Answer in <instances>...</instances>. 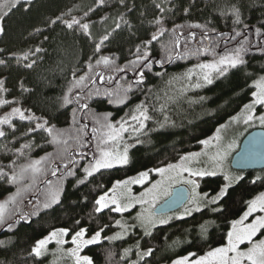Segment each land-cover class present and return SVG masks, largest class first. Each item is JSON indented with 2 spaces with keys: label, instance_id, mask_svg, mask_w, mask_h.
I'll list each match as a JSON object with an SVG mask.
<instances>
[{
  "label": "trees",
  "instance_id": "obj_1",
  "mask_svg": "<svg viewBox=\"0 0 264 264\" xmlns=\"http://www.w3.org/2000/svg\"><path fill=\"white\" fill-rule=\"evenodd\" d=\"M236 11L239 24L234 23ZM73 18L89 25L87 34L78 25L67 27L65 22ZM157 19L168 31L153 41V34L160 28L155 23ZM194 24L203 27H189ZM177 25L183 26L176 31V35L183 33L181 46L174 50V59L168 61L166 46L171 47V30ZM0 29V80L5 89L0 91V98L7 101L4 109L8 104L16 105L26 114L47 120V126L64 132L69 147H75L77 129L87 125L88 147L81 151L88 152L90 158L95 151L91 129L97 127V118L102 120L107 114L112 122L128 119V114L143 103L151 117L142 133L131 139L125 134V142L131 145L127 165L102 169L83 184L78 180L84 176L82 168L87 160L77 156L75 174L66 175L68 169L62 167L61 161V156L67 155L65 146L53 144L43 130L29 134L33 122L14 120L11 126L2 128L5 135L0 137V204H6V212L5 221L0 223V264H43L31 249L56 229H68L69 237L80 227L86 228L89 236L105 225L108 227L103 233L112 232L119 216L110 210L94 212L99 195L117 180L175 162L195 151L201 140L209 138L219 125L241 110L250 100L251 84L264 75V0H0ZM256 29L261 31L259 37ZM235 31L243 35L230 39ZM190 33H195V40ZM105 35L108 39L97 52L96 45ZM245 37L250 43L243 65L224 76L213 74V82L200 88L191 86L195 77L191 82L184 79L188 69L197 63L213 60L211 53L184 56L185 45L191 49L214 47L217 53H223L238 46ZM148 41L151 43L145 47ZM137 48L141 53L149 52L145 63L151 64L150 70L131 63L137 59ZM102 56L115 63L97 68L96 61ZM89 63L104 75V82L98 76L95 84L86 81L83 91L73 92L81 99L65 105L63 97L74 79L93 75L88 72ZM117 67L125 71H114ZM140 71L144 72L143 82L137 84ZM109 77H113L110 82ZM129 85L132 90L125 103L109 102L114 97L106 95L107 91ZM85 104L87 107H82ZM26 144L30 147H24ZM46 156L50 159L43 165L45 174L35 183L30 179L20 183L10 180L22 166ZM54 167H59L56 176L51 175ZM49 180L62 191L59 203L44 208ZM222 186L221 178H208L202 182L201 190L215 195ZM263 191L264 170L242 173V179L229 187L217 205L158 227L151 235L90 245L82 254L88 255L93 264H127L124 251L138 247L143 252L152 251L137 264H161L188 253L203 255L226 242L231 221L238 219L248 201ZM217 207L221 211L211 210ZM205 224L207 232L201 235V225Z\"/></svg>",
  "mask_w": 264,
  "mask_h": 264
},
{
  "label": "snow or ice",
  "instance_id": "obj_2",
  "mask_svg": "<svg viewBox=\"0 0 264 264\" xmlns=\"http://www.w3.org/2000/svg\"><path fill=\"white\" fill-rule=\"evenodd\" d=\"M18 2V0H16ZM103 3V0H99ZM6 14V13H5ZM236 19L234 23H241L239 18V12L234 13ZM55 23V21H53ZM69 29L73 28L74 25H78L86 34L89 31V25L87 23H81L79 20L73 18L70 22H65ZM160 28L157 33L153 34L152 40H157L159 36L164 35L168 31L161 20L155 21ZM119 27V25H117ZM183 27L177 25L171 32L173 33V39L171 41V47L166 46V53L168 61L174 59L173 52L175 49H179L180 38L183 33L176 35L177 28ZM189 27L202 28L199 24L190 25ZM2 31V29H0ZM190 38L195 40V33H190ZM222 36L225 34H221ZM243 35L239 31H235V35L230 39H235ZM256 35H261L260 29H256ZM208 38V33L204 32V39ZM108 39L105 35L100 44L96 45V51H100V45ZM151 41H148L145 45L147 47ZM250 41L245 37L241 40L238 46L230 50H225L223 53H217L214 47H196L194 49L188 48L185 45L184 56H199L201 54L211 53L213 60L207 63H197L193 68L188 69L184 75V79L191 82L193 77L196 78V82L192 84V87L200 88L203 85L211 84L213 82V74L217 76L226 75L230 69H236L240 65L245 63L244 54L249 50L248 45ZM40 51V49H37ZM137 59L132 61L134 67H143L151 69L150 63H145L148 60L149 52H140L137 48ZM179 55V54H178ZM27 59V54H25ZM3 63V61H0ZM115 62L107 56H102L96 61V67L103 65L109 67ZM31 67V64L26 65ZM114 71L123 72L125 68H114ZM88 72L93 75H82L74 79L72 86L69 88L68 93L63 97L65 105L70 104L73 100L77 102L81 99L79 95L73 96V92L76 89L83 91L86 81H91L93 84L96 83L95 77H99L100 82H104V75L96 71L94 66L88 64ZM144 72H139V79L136 81L137 84L143 82ZM109 82L113 77H109ZM202 81V83H201ZM255 91L252 93L253 100L251 103L246 104L241 114L232 118L233 122L243 123L248 125L255 120H258L261 126H264V115L256 116L255 107L257 105L264 107V77L257 80L254 84ZM4 81L0 80V91H4ZM131 85L121 89L117 86L115 91H107L106 95L114 97V100H110V103L123 104L126 102L127 93L130 92ZM99 93V89H96ZM91 95V93H89ZM7 103V101H0V104ZM86 108L87 105H82ZM163 108V106H162ZM129 118H121L119 121L112 122L109 119L110 114H107L103 119L97 118L95 124L97 127L91 129L92 139L95 141V151L89 153L81 151V149L87 148L88 144L85 140L87 135V125L77 129V135L74 137L75 147L68 146V140L64 139V132L56 130L54 127H49L48 121H41L40 117L33 114H25L24 110L19 107H14L10 113L3 118H0V125L11 126L12 119L18 117L20 121L35 122L34 127L28 129V133L35 132L37 130H43L47 132L48 136L51 137L53 144H63L64 153L66 156H61L62 167L68 169L66 175H74V167L78 165L79 161L76 159L78 156L81 160H87L86 165L83 166L82 171L84 176L78 180L79 184L85 183V181L92 177L95 173L100 172L102 169H112L117 166L127 165L129 163V148L131 145L125 142V134H128L129 139L143 132L146 127V121L150 120L148 108L144 104L137 105L135 110L128 114ZM166 119V118H165ZM5 132L0 130V137H3ZM204 146V151L201 152H190L186 155H182L177 163H169L165 167L155 168V173L160 176V179L151 185L146 191L142 192L139 196L133 195L132 185H143L148 181L149 172L142 171L135 177H130L124 180H117L110 189L99 197L94 202V212L99 214L104 212L106 209L111 212L119 213L123 215L135 208L137 205L141 206V211L134 217L136 224L143 228L145 235H151V230L158 224L168 223L169 218H164L158 215L156 204L162 197L172 196V188L176 184H184L190 186V194L188 196V203L191 207H186L181 216L177 217L182 219L184 216L191 215L192 212H199L202 207H209L211 205H217L228 193L229 187L233 182L242 179V177H234L225 169V160L229 155L230 151L235 148V141L224 145L220 130L209 139L201 140L199 142ZM24 147H30L24 145ZM214 149V151H209ZM201 157H206L210 162L211 167L198 166L202 164ZM50 157H44L39 160H33L30 163L22 166L18 173H14L10 180L14 183L23 182L26 179H30L32 183H35L37 178L42 174H45V168L43 165L48 161ZM66 161V162H65ZM69 165L73 167L70 168ZM59 171V167H54L51 170V175L56 176ZM218 173L223 175L225 185L222 186L219 191L212 196L208 193L200 194L197 189L200 185L197 183V177L203 178L206 176H216ZM48 185L47 198L43 207L48 208L52 204L59 203V198L62 189L57 185L53 186L52 181H46ZM19 195V190L17 192ZM183 193H177L174 197L173 202H177L183 199ZM14 200L15 197L10 198ZM212 211H221L220 208H212ZM6 204H0V223L5 221ZM261 213L260 215H254ZM249 217H254L249 222ZM79 224V221H76ZM116 226L121 231L113 236H108L106 239L109 241L121 239L128 231L129 227L135 225H128L126 221L116 220ZM11 227V225H9ZM108 227L105 225L101 227L92 235H88V230L84 227H80L79 230L75 231L71 235V244L73 247L67 249V255L73 260V264H93L92 259L88 255H82L81 253L85 248L90 245H95L101 242L102 233L104 229ZM207 232V225H201V235H205ZM69 236V230L66 228H60L52 231L48 236L38 240L34 247L31 249V254L39 258L45 254L48 250V245L53 241L63 251V245L67 243L65 237ZM261 237V238H258ZM226 242L218 247L211 248L205 254L198 256L193 259L195 253L188 256H183L173 261V264H264V193L256 196L254 199L248 201L247 210L243 212V215L239 219L231 221L230 230L227 231ZM127 251V250H126ZM151 249L147 252L142 253V256L151 255Z\"/></svg>",
  "mask_w": 264,
  "mask_h": 264
},
{
  "label": "rangeland",
  "instance_id": "obj_3",
  "mask_svg": "<svg viewBox=\"0 0 264 264\" xmlns=\"http://www.w3.org/2000/svg\"><path fill=\"white\" fill-rule=\"evenodd\" d=\"M264 77V75L258 77L255 81H253V83L251 84V94H250V100L246 103V104H249L252 102L253 100V96H252V93L256 90L255 87H254V84L257 80H259L260 78ZM0 101H3L2 98H0ZM245 104V105H246ZM7 103H4V104H0V118H3L4 116H6L8 113H10L12 111V109L14 107H18L16 105H10L8 104V107L7 109H4V106H6ZM244 105V106H245ZM244 106L241 108V110L234 114L232 117H230L227 121H225L224 123H222L221 125H219L215 131L213 132V134L209 137L211 138L212 136H214L216 133H217V130L219 129L220 130V135L222 137V142L224 145H227L233 141H235V148L233 150L230 151L229 155L227 156L224 164H225V169L226 171H228L232 176L234 177H242V172H237V171H234L232 168H231V160L233 158V156L237 153L238 149H239V146L242 142V140L244 139V137L249 134L251 131L253 130H256V129H260V130H264V126H261L259 121L258 120H255L254 122L248 124V125H244L242 122L241 123H236V122H233L232 118L234 116H238L241 114L242 110L244 109ZM22 110V109H21ZM255 111V114L256 116H259V115H264V107H261L259 105H257L254 109ZM26 114V113H25ZM28 115V114H26ZM14 120H19L18 117L16 118H13L12 121ZM27 121V120H25ZM35 123V122H33ZM6 126L8 125H0V130H2V128H5ZM207 138V139H209ZM204 146L202 144L199 145V147L195 150V151H192V152H201V151H204ZM209 151H214V149H209ZM188 154V153H187ZM186 155V154H185ZM201 161H202V164L201 165H198V166H204V167H211V164L210 162L207 160L206 157H201ZM179 162V159L175 162H172V163H177ZM167 165V164H166ZM166 165H163V166H160V167H165ZM155 169V168H154ZM154 169H150L148 170L149 172V178H148V181L145 182L143 185H132V192H133V195H136V196H139L142 192L146 191L148 188L151 187V185L153 183H155L157 180L160 179V176H158ZM138 174L134 175V176H131V177H135L137 176ZM130 178V177H129ZM208 178H221L223 180V186L225 185L226 181H224L223 179V175L218 173L216 176H206V177H203V178H195L197 183L200 185L199 189H197V191L202 195L204 194V192L201 190V184L202 182L205 180V179H208ZM128 179V178H127ZM240 180V179H239ZM239 180L233 182L232 185H234L235 183H237ZM231 185V186H232ZM177 187H183L185 188L186 190H188L189 194H190V186L188 185H184V184H176L173 186L172 190L177 188ZM261 193H264L261 192ZM260 193V194H261ZM259 194V195H260ZM209 196H212L209 194ZM258 196V195H257ZM169 197V196H168ZM168 197H162L161 200H159L156 204V208L158 206H160ZM256 197V196H255ZM254 197V198H255ZM253 198V199H254ZM186 207H191V204L187 203L179 210L173 212V213H167V214H160V216L164 217V218H169L171 217V219H169L168 223L166 224H158L156 227H154L151 232L158 228V227H163V226H167L169 225L171 222L173 221H176V220H181V219H178L177 217L181 216L184 212V209ZM205 208V207H202V209ZM108 210V209H106ZM247 210V208H246ZM245 210V211H246ZM141 211V206L140 205H137L135 208L131 209L129 212H126L124 213L123 215L119 214V213H115L117 214L119 217L117 220H122V221H126L128 225H135L134 227H129L128 228V231L127 233L121 238V239H117V240H112V241H109L108 239H106V237L108 236H113L115 235L116 233L120 232L121 229L116 226V224L114 225V230L112 232H108V233H102V239H101V242L102 241H109V242H114V241H119V240H123L125 238H128L130 236H146L144 234V230L142 227H140L138 224H136V221L134 220V217ZM193 213H196L195 211L192 212ZM191 214V215H192ZM261 213H256L254 215H260ZM243 215V214H242ZM190 215L188 216H184L182 219L184 218H187L189 217ZM240 218V217H239ZM238 218V219H239ZM254 217H249V222L253 219ZM231 227V225H230ZM230 230V228H229ZM48 236V235H47ZM71 236L69 237H65V240L67 241V243H65L62 247H63V251L60 249V247H58L56 245V243L53 241L52 243H50L48 245V250L45 252V254L41 257H39V259L43 260L44 263L43 264H73V260L71 259V257H69L67 255V249H70L71 247H73V245L71 244ZM258 238H261V237H258ZM138 240V239H137ZM127 250V251H126ZM124 253H125V256H126V259H127V264H137L138 262H140L141 260H143L145 257L147 256H142L141 254L142 253H145L143 251H141L138 248H127ZM147 252V251H146ZM82 254V253H81ZM192 253H188L184 256H188ZM205 254V253H204ZM83 255V254H82ZM200 256V255H199ZM183 257V256H181ZM181 257H177L169 262H163L161 264H173V261H175L176 259H179ZM198 256H193L192 258L195 259L197 258Z\"/></svg>",
  "mask_w": 264,
  "mask_h": 264
},
{
  "label": "water",
  "instance_id": "obj_4",
  "mask_svg": "<svg viewBox=\"0 0 264 264\" xmlns=\"http://www.w3.org/2000/svg\"><path fill=\"white\" fill-rule=\"evenodd\" d=\"M231 168L242 173L264 170V130H253L244 137L237 153L231 160ZM177 193H183V199L173 202ZM188 196V191L183 187L173 189L172 196H169L156 208L158 215L179 210L188 201Z\"/></svg>",
  "mask_w": 264,
  "mask_h": 264
},
{
  "label": "flooded vegetation",
  "instance_id": "obj_5",
  "mask_svg": "<svg viewBox=\"0 0 264 264\" xmlns=\"http://www.w3.org/2000/svg\"><path fill=\"white\" fill-rule=\"evenodd\" d=\"M259 172V171H258ZM188 191V190H187ZM205 193V192H204ZM188 194H189V192H188ZM187 203V202H186ZM181 209V208H180Z\"/></svg>",
  "mask_w": 264,
  "mask_h": 264
},
{
  "label": "bare ground",
  "instance_id": "obj_6",
  "mask_svg": "<svg viewBox=\"0 0 264 264\" xmlns=\"http://www.w3.org/2000/svg\"><path fill=\"white\" fill-rule=\"evenodd\" d=\"M52 179V178H51ZM137 238V237H136Z\"/></svg>",
  "mask_w": 264,
  "mask_h": 264
}]
</instances>
